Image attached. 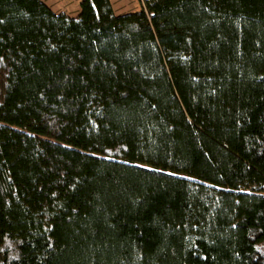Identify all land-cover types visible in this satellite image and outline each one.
Wrapping results in <instances>:
<instances>
[{
  "label": "trees",
  "instance_id": "obj_1",
  "mask_svg": "<svg viewBox=\"0 0 264 264\" xmlns=\"http://www.w3.org/2000/svg\"><path fill=\"white\" fill-rule=\"evenodd\" d=\"M0 0V264H264V0Z\"/></svg>",
  "mask_w": 264,
  "mask_h": 264
},
{
  "label": "rangeland",
  "instance_id": "obj_2",
  "mask_svg": "<svg viewBox=\"0 0 264 264\" xmlns=\"http://www.w3.org/2000/svg\"><path fill=\"white\" fill-rule=\"evenodd\" d=\"M51 3L57 10L73 11L78 0H45ZM114 11L118 13L133 11L137 8L139 0H111Z\"/></svg>",
  "mask_w": 264,
  "mask_h": 264
},
{
  "label": "crops",
  "instance_id": "obj_3",
  "mask_svg": "<svg viewBox=\"0 0 264 264\" xmlns=\"http://www.w3.org/2000/svg\"><path fill=\"white\" fill-rule=\"evenodd\" d=\"M53 12H63V13H66V14H68V15H70V16H74V15H76L77 14V11H78V3H79V1L80 0H78L77 1V3L75 4V7H73V11L72 12H70V11H65V9L64 10H57V9H55V7L54 6H52L51 5V3H49L48 1H45V0H42ZM110 3H111V6H112V9H113V11L115 10L114 9V7H113V5H112V2H111V0H110ZM139 7H140V3L138 2V6H137V8L136 9H134L133 11H137L138 9H139ZM127 12H130V11H127ZM114 13L115 14H123V13H126V12H122V13H118V12H115L114 11Z\"/></svg>",
  "mask_w": 264,
  "mask_h": 264
}]
</instances>
